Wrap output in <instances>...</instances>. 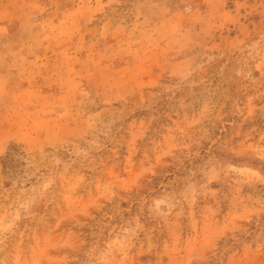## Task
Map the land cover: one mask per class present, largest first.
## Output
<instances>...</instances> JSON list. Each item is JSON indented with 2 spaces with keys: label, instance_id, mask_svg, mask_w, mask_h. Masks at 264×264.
<instances>
[{
  "label": "rangeland",
  "instance_id": "obj_1",
  "mask_svg": "<svg viewBox=\"0 0 264 264\" xmlns=\"http://www.w3.org/2000/svg\"><path fill=\"white\" fill-rule=\"evenodd\" d=\"M0 264H264V0H0Z\"/></svg>",
  "mask_w": 264,
  "mask_h": 264
}]
</instances>
